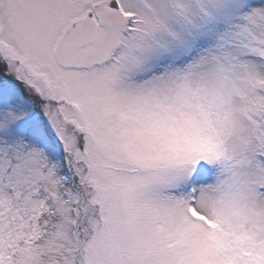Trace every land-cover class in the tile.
Instances as JSON below:
<instances>
[{
    "label": "snow or ice",
    "instance_id": "1",
    "mask_svg": "<svg viewBox=\"0 0 264 264\" xmlns=\"http://www.w3.org/2000/svg\"><path fill=\"white\" fill-rule=\"evenodd\" d=\"M0 264H264V0H0Z\"/></svg>",
    "mask_w": 264,
    "mask_h": 264
}]
</instances>
